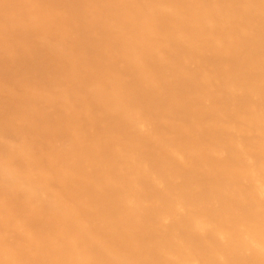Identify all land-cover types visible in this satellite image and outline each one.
<instances>
[{
  "label": "bare ground",
  "instance_id": "bare-ground-1",
  "mask_svg": "<svg viewBox=\"0 0 264 264\" xmlns=\"http://www.w3.org/2000/svg\"><path fill=\"white\" fill-rule=\"evenodd\" d=\"M0 264H264V0H0Z\"/></svg>",
  "mask_w": 264,
  "mask_h": 264
}]
</instances>
